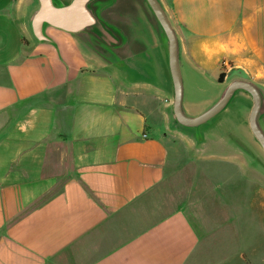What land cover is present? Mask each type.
<instances>
[{"label":"crops","instance_id":"obj_1","mask_svg":"<svg viewBox=\"0 0 264 264\" xmlns=\"http://www.w3.org/2000/svg\"><path fill=\"white\" fill-rule=\"evenodd\" d=\"M159 1L190 84L186 113L207 109L194 111L199 84L216 79L223 89L212 105L219 99L229 61L264 70V0ZM39 6L0 0V264H213L205 256L221 224L205 223L210 208L197 214L200 231L189 212L204 198L181 199L167 175L178 135L199 144L207 123L175 118L169 41L149 2L92 0L91 27L47 25L50 41L31 29ZM229 161L236 180L255 184L250 205L241 189L227 194V174L208 196L229 211L228 225L247 206L262 223L263 176Z\"/></svg>","mask_w":264,"mask_h":264},{"label":"rangeland","instance_id":"obj_2","mask_svg":"<svg viewBox=\"0 0 264 264\" xmlns=\"http://www.w3.org/2000/svg\"><path fill=\"white\" fill-rule=\"evenodd\" d=\"M260 66V65H259ZM182 69V68H181ZM223 80L228 83L235 78H242L256 83L264 94V70L255 69L252 71L237 68L229 61L223 65ZM211 78V76H210ZM186 83V84H185ZM215 83V85H213ZM213 84H199L197 101L194 111L208 108L217 99L222 91V87H217V80ZM190 87L186 80L184 89ZM195 88V87H194ZM185 97V95H184ZM208 99L212 100L211 102ZM206 107V108H205ZM252 107V99L247 92L239 91L230 105L217 117L207 123L203 128L206 131L201 134L202 142L193 145L185 135L175 139L179 143V150L173 164L169 161L167 175L171 176L177 187V195L181 199H187L192 193L194 197L204 198V205L199 210L190 211L192 221L202 231V220L197 214L209 215L211 208L212 217L204 218L206 224L219 225L210 237L209 246L205 259H211L213 264H264V208H262V223L259 215L252 213L250 209L243 212L238 221L227 224L229 211L215 205L218 199L208 196L207 187L210 182L223 181L226 174L230 181L227 185V194L236 189H241L246 194L244 207L250 205L249 199L255 184L243 178L240 182L234 178L236 170L231 159H244L248 163L250 170L257 171L263 176L264 190V150L254 137L248 121L249 112ZM264 126V113L261 117ZM186 132V130L184 131ZM174 157L172 154L170 158ZM198 160V163L196 162ZM229 162V163H228ZM225 166L227 173L223 172ZM211 172V173H209ZM245 174H243L244 176ZM198 181L199 188L190 191L191 183ZM201 188H205L202 190ZM215 220V221H214ZM227 220V221H224ZM226 224V225H225ZM258 224V229L256 226ZM262 224V225H260ZM243 254V255H242ZM244 256V257H243Z\"/></svg>","mask_w":264,"mask_h":264},{"label":"water","instance_id":"obj_3","mask_svg":"<svg viewBox=\"0 0 264 264\" xmlns=\"http://www.w3.org/2000/svg\"><path fill=\"white\" fill-rule=\"evenodd\" d=\"M92 0H71L59 5L58 0H39V8L31 18V29L39 41H50L45 33L47 25L70 32H78L91 27L93 17L89 4ZM153 8L169 41V67L173 83V112L177 122L185 128H200L221 114L239 91L247 92L252 99L248 121L250 129L264 150V127L261 117L264 113V94L260 87L246 79L235 78L223 90L219 99L200 114L186 113L183 105L184 83L180 66L179 40L177 33L159 0H147Z\"/></svg>","mask_w":264,"mask_h":264},{"label":"trees","instance_id":"obj_4","mask_svg":"<svg viewBox=\"0 0 264 264\" xmlns=\"http://www.w3.org/2000/svg\"><path fill=\"white\" fill-rule=\"evenodd\" d=\"M219 81L223 82V73L220 74Z\"/></svg>","mask_w":264,"mask_h":264}]
</instances>
